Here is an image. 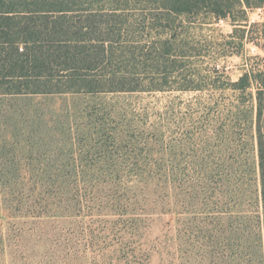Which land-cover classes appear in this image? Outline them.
I'll return each instance as SVG.
<instances>
[{"label":"rangeland","instance_id":"rangeland-1","mask_svg":"<svg viewBox=\"0 0 264 264\" xmlns=\"http://www.w3.org/2000/svg\"><path fill=\"white\" fill-rule=\"evenodd\" d=\"M249 16L263 23L264 8ZM258 55L249 43L220 65L237 81ZM58 80L0 91V264H264L256 102L247 125L234 90L89 93Z\"/></svg>","mask_w":264,"mask_h":264},{"label":"trees","instance_id":"trees-1","mask_svg":"<svg viewBox=\"0 0 264 264\" xmlns=\"http://www.w3.org/2000/svg\"><path fill=\"white\" fill-rule=\"evenodd\" d=\"M137 2L108 12L95 8L96 1L86 6L85 0H0V91L42 93L54 79H63L56 83L66 82L68 91L89 93L234 90L235 116L250 125L256 102L261 119L264 56L254 57L261 63L246 62L237 81L220 60L243 56L249 43L264 52V22L249 16L264 8V0ZM76 13L83 17L80 25L72 21ZM221 20L230 22L232 32H204ZM258 165L264 230L262 138Z\"/></svg>","mask_w":264,"mask_h":264}]
</instances>
